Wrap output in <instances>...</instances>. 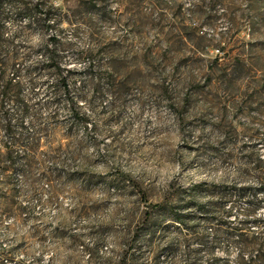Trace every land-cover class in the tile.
<instances>
[{"label":"rangeland","instance_id":"rangeland-1","mask_svg":"<svg viewBox=\"0 0 264 264\" xmlns=\"http://www.w3.org/2000/svg\"><path fill=\"white\" fill-rule=\"evenodd\" d=\"M51 4L67 17L42 29L17 24L27 64H46L40 47L55 35L74 90L91 72L103 79L83 87L79 120L63 101L52 119L40 111L45 130L35 135L29 179L0 174V264H202V233L215 228L208 219L223 230L214 255L235 264L224 230L247 201L230 214L208 205L219 202L214 186H250L259 200L253 217L264 220V0ZM5 142L0 129V153ZM50 157L68 177L48 202ZM142 193L160 205L148 227ZM128 233H137L132 245Z\"/></svg>","mask_w":264,"mask_h":264},{"label":"trees","instance_id":"trees-1","mask_svg":"<svg viewBox=\"0 0 264 264\" xmlns=\"http://www.w3.org/2000/svg\"><path fill=\"white\" fill-rule=\"evenodd\" d=\"M75 1H77L76 7H80L85 0ZM64 17L67 15L62 10L55 8L51 4V0H0V129L6 137L5 144L1 146L3 152L0 153V174L2 176L11 175L14 172L25 179H29L32 176V168L36 164L34 155L39 143L35 135L42 134L45 130L40 111L42 109L49 110V119H52L55 115V112H52L53 107L63 101L70 116L79 120L77 102L81 98L83 87L86 83L98 84L103 79L92 74L91 71L95 69V66L89 60L91 55L87 53L84 57L89 61L88 69L91 73L82 84V88L78 91L74 90L68 72L61 73L59 65L60 46L57 44L55 35L51 37L49 43L40 47L46 64H27L29 54L25 53L24 48L17 44V38L21 32L17 24L25 22L22 28L24 30L35 27L42 29L47 19L54 18L60 22ZM44 74L53 77V80L50 82L47 79L40 81V76ZM39 92L42 96L40 100H38ZM26 118H29L31 133L27 131ZM50 160L53 167L50 170H43L42 175V178L49 184L48 202L58 192L56 184L67 180L66 177H68L65 168L58 163L55 164V157H50ZM116 182L120 184L124 181L116 178ZM214 188L219 202L210 203L208 205L209 211H225L230 214L233 211L231 206L235 201H247L243 218L238 220L235 226H227L224 230V243H233L237 247L238 253L233 262L235 264H264V232L262 234L253 233L248 226V224L258 225L264 230V220H257L253 217L259 208L255 189L250 186H214ZM258 190L264 192L262 184L258 186ZM143 201L150 208L149 212H146L142 218V223L148 227L152 219L151 213L160 208V205L148 204L145 195ZM207 223L212 224L215 228L210 231V238L202 233V249L206 255L202 259V264H228L225 257L214 255L217 238L223 233L219 222L208 219ZM229 225H231L230 221ZM136 237H138L137 233H128L127 238H125L127 245H132ZM166 249L168 254H171L172 247L167 246ZM152 257L157 260L158 254L154 252Z\"/></svg>","mask_w":264,"mask_h":264}]
</instances>
